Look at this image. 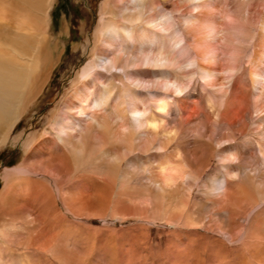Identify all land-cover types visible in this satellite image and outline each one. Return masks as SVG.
<instances>
[{"label":"rangeland","instance_id":"1","mask_svg":"<svg viewBox=\"0 0 264 264\" xmlns=\"http://www.w3.org/2000/svg\"><path fill=\"white\" fill-rule=\"evenodd\" d=\"M105 1L53 4L45 44L53 64L39 97L0 148V264H264V0H219V37L231 39V27L239 34L236 68L229 70L224 44L215 54L216 77L206 78L212 87L194 76L189 92L170 101L171 122L162 123L163 113L150 105L141 110L156 113L158 129L132 135L128 118L117 129L113 92V107L97 113L110 117L113 140L101 148L97 130L91 158L79 159L75 170L48 122L51 112L66 111L69 85L86 61ZM197 5L169 0L164 6L189 39L193 59L196 35L184 33L178 20L194 7L205 14ZM149 7L147 15L162 3ZM251 73H262L263 85L254 88ZM220 87L225 93L217 107L209 92ZM83 118L68 120L83 128L92 115ZM106 148L111 154L101 157ZM214 180L222 192L213 191ZM6 186L11 202L2 198Z\"/></svg>","mask_w":264,"mask_h":264},{"label":"bare ground","instance_id":"2","mask_svg":"<svg viewBox=\"0 0 264 264\" xmlns=\"http://www.w3.org/2000/svg\"><path fill=\"white\" fill-rule=\"evenodd\" d=\"M120 1L107 0L101 5L102 13L94 40L86 44L84 49L86 61L75 71L69 85L66 111L51 112V121L49 119L48 122V128L55 131L59 148L62 147L75 170L79 159L85 158L88 162L91 158L89 148L97 138V130L104 136V139H100L101 148L113 140L114 128L111 127L110 117L97 114H107V109L113 107V92L118 97V102L113 107L117 119L116 128H122L125 118H128L134 132L131 134L136 135L137 130L151 128L155 131L161 125L155 112L146 115L141 110L142 107L147 110L152 105L154 110L162 112L161 122L165 124L171 122L169 118L173 115L170 101L176 97H184L189 92L194 76L200 80L198 84L203 88L207 85L212 87L206 78L209 75L216 77L215 69L219 66L220 59L217 61L215 54L223 49L224 44L229 47L230 52L227 58L231 63L229 70L236 68L238 52L234 50L237 49L234 41L238 40L239 34L234 30L230 32L231 27L227 32L231 39L219 37L221 10L217 7L224 6L219 0H191L198 1L197 6L205 9V14L194 7L190 16L178 20L181 27H185L184 33L188 35L187 31L191 29L196 35L192 37L197 45L193 53L194 59L187 46L189 39L175 30L176 24H173L170 13L164 8L169 0H156L158 7L155 6V0H126L125 4L119 5ZM54 3L55 0H0V148L7 143L27 107L39 97L53 64L52 54L46 52L45 44ZM159 3H162L161 9ZM149 5L151 9H159L147 15ZM116 18L121 21L120 25H117ZM202 24L209 25L202 27ZM261 28L264 30V26ZM99 68L102 71L97 70ZM261 75L262 73H251L254 88L263 85L262 78L258 79ZM230 79L228 80L231 81ZM217 80L221 79L214 81ZM116 81H119L118 86ZM143 81L147 85H143ZM224 93L222 87L210 91L209 102L213 101L212 104L217 106L222 99L219 97ZM122 99L123 101H119ZM87 115H92V119L83 128L73 121H84L83 117ZM120 119L122 123L118 122ZM187 121L188 118L184 123ZM78 131L82 135L76 137ZM32 143L33 137L28 139L24 150ZM99 152L101 157L111 154L107 148ZM173 181L171 176L166 177L168 185ZM222 185L214 180L213 191L222 192ZM8 191L10 192L9 186L1 193L5 202L13 200Z\"/></svg>","mask_w":264,"mask_h":264}]
</instances>
